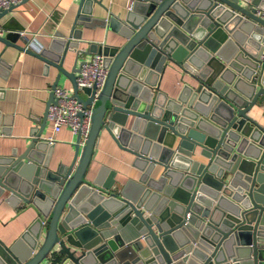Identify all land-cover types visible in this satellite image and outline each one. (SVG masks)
Wrapping results in <instances>:
<instances>
[{
  "label": "water",
  "instance_id": "obj_1",
  "mask_svg": "<svg viewBox=\"0 0 264 264\" xmlns=\"http://www.w3.org/2000/svg\"><path fill=\"white\" fill-rule=\"evenodd\" d=\"M93 2L105 9L79 0L68 34L47 45L31 44L13 17L0 24V42L56 69L26 146L0 155L2 200L36 215L15 241L0 239V264H264V18L256 13L264 0H134L105 18L91 16ZM75 24L107 27L124 42L80 48ZM94 52L107 69L97 94L76 86L79 54ZM168 62L196 82L176 98L157 89ZM62 75L93 112L71 162L51 168L54 144L41 132ZM103 130L134 156L140 178L130 191L101 171L85 178Z\"/></svg>",
  "mask_w": 264,
  "mask_h": 264
},
{
  "label": "crops",
  "instance_id": "obj_2",
  "mask_svg": "<svg viewBox=\"0 0 264 264\" xmlns=\"http://www.w3.org/2000/svg\"><path fill=\"white\" fill-rule=\"evenodd\" d=\"M79 0H21L11 11L0 18V24L11 17L16 23L24 26L29 42L47 45L54 34L67 35L74 23ZM127 0H101L105 9L93 2L91 16L105 18L109 11L123 14ZM79 30L78 47L86 48L89 43L118 45L124 39L110 29L103 26H85L75 24ZM256 36L261 31V27ZM4 32V31H3ZM2 32V33H3ZM257 37L253 36L248 43L251 51L256 49ZM35 46V45H33ZM0 58L8 64L0 68V155H9L13 151L20 153L26 146L28 136L38 127L45 111V102L49 95V88L55 78V67L46 69L44 62L38 57L17 51L13 47L0 42ZM64 67L70 69L74 53L68 52ZM89 58L88 55H82ZM157 80V89L169 98H176L185 90V85H195L196 82L189 73L178 65L168 62L161 70ZM154 76V75H153ZM71 91L69 80L61 76L57 85ZM41 137L53 135V149L49 157V166L55 168L59 163L68 164L74 152L73 143L76 134L67 126H62L53 133L51 123L46 118ZM89 166L85 178L92 180L101 171L104 179L114 178V189H120L130 182L135 184L140 178V170L134 165V156L113 142L110 135L103 130L95 140ZM130 182V185L133 183ZM5 195V193H4ZM0 196V239L6 244L15 241L32 222L36 215L31 208L20 209L2 200ZM44 264V263H42Z\"/></svg>",
  "mask_w": 264,
  "mask_h": 264
},
{
  "label": "built area",
  "instance_id": "obj_3",
  "mask_svg": "<svg viewBox=\"0 0 264 264\" xmlns=\"http://www.w3.org/2000/svg\"><path fill=\"white\" fill-rule=\"evenodd\" d=\"M21 0H0V11L6 9L12 5L18 4ZM134 0H127L126 7L131 9ZM257 15L264 18V10H257ZM260 38V60L264 61V26L261 32ZM79 54V60H83L79 66V70L76 73V86L77 89L90 88L95 86L96 94L103 85L106 78V67L104 66V55L100 52L92 53L89 58H85ZM54 100L47 106L46 117L51 123L53 133H56L62 126H67L70 131L78 135L77 142L80 145L84 144V141L90 130L91 116L93 112V101L90 105L83 107L72 92L67 89L55 86L53 89ZM95 94V95H96ZM48 143L53 142V135L43 137Z\"/></svg>",
  "mask_w": 264,
  "mask_h": 264
}]
</instances>
